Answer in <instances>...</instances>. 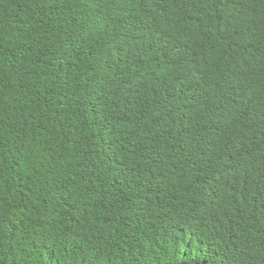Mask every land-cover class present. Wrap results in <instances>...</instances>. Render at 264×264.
Wrapping results in <instances>:
<instances>
[{
    "label": "trees",
    "instance_id": "1",
    "mask_svg": "<svg viewBox=\"0 0 264 264\" xmlns=\"http://www.w3.org/2000/svg\"><path fill=\"white\" fill-rule=\"evenodd\" d=\"M0 264H264V0H0Z\"/></svg>",
    "mask_w": 264,
    "mask_h": 264
}]
</instances>
